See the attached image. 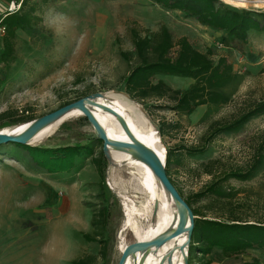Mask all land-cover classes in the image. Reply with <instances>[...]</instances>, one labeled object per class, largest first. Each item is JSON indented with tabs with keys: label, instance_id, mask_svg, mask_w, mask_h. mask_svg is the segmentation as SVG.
I'll use <instances>...</instances> for the list:
<instances>
[{
	"label": "rangeland",
	"instance_id": "obj_1",
	"mask_svg": "<svg viewBox=\"0 0 264 264\" xmlns=\"http://www.w3.org/2000/svg\"><path fill=\"white\" fill-rule=\"evenodd\" d=\"M17 1L0 0V18ZM219 1L239 11L264 12L263 6L253 5L255 1L244 0L246 7ZM32 4L37 5L36 15L41 21L16 33L15 61L9 68L0 62V79L4 81L0 85V114L28 111L37 119L96 93L129 98L122 81L130 66L119 53L132 51V29L143 36L146 30L156 32L165 26L174 41L185 37L198 51L210 50L215 63L220 57L226 58L242 77L231 101L213 109L205 119L204 106L185 117L153 108L162 102L146 106L136 102L156 127L165 152L172 150L169 174L175 186L184 197L198 192L210 181L199 166L210 160L220 159L227 168L249 163L254 145L264 136V116L252 119L236 134L219 135L202 156L189 157L186 151L200 143L213 122L231 121L264 101L263 35L252 33L245 44L231 41L222 32L201 25L182 12L166 11L151 0H49L46 6L33 0L29 6ZM157 80L177 90H185L192 83L177 77H156ZM83 118H68L35 147L92 143L97 156L102 145L93 143L94 131ZM10 120L0 122V131L11 128ZM159 126L164 131L162 137ZM50 169L51 174L36 166L24 149L0 145V264H70L86 256H95L96 264H117L121 244L135 241L124 228V213L117 195L127 192L123 181L128 176L117 169L109 172V164L101 183L84 151L75 159L71 173ZM116 182L120 185L113 188ZM230 183L234 187L257 189L259 184L264 187V175L249 183ZM102 206L109 211L104 261L99 257V244L87 243L82 236L91 233L94 213ZM187 259L200 264L197 256ZM253 259L264 264V250L251 249L234 257L214 250L207 257L211 264H243Z\"/></svg>",
	"mask_w": 264,
	"mask_h": 264
},
{
	"label": "trees",
	"instance_id": "obj_2",
	"mask_svg": "<svg viewBox=\"0 0 264 264\" xmlns=\"http://www.w3.org/2000/svg\"><path fill=\"white\" fill-rule=\"evenodd\" d=\"M32 1H17L21 3L20 9L3 20L6 34L2 40L0 62L7 68L15 61L16 33L30 29L41 21V18L36 15L37 5L29 6ZM48 1L40 0V5L46 6ZM151 1L166 11L184 13L187 17L196 19L199 24L222 32L231 41L245 44L252 33L264 36V12L239 11L219 0ZM146 32L142 36L132 29V51L119 53L121 60L130 66L122 82L124 93L131 100L142 106L150 102H162L161 105H155L153 108L169 110L185 117L204 106L206 112L202 119L207 118L213 109L225 106L231 101L242 82V77L233 70L226 58L220 57L215 63L210 50L205 53L198 51L185 37L174 41L165 26H161L156 32L149 30ZM156 77L190 79L192 83L185 90H177L168 86L163 80L155 81ZM3 82L0 79V85ZM66 105L68 103L61 107ZM262 116H264V101L252 106L231 121L213 122L200 138V143L187 149L188 156L204 155L207 147L216 137L221 134H236L252 119ZM7 119H11L9 127H15L36 118L28 111L21 112L19 115L10 111L0 114V122ZM83 120L87 121L86 118ZM158 131L159 136L162 137L164 131L161 126ZM95 142L102 145L96 137L93 143ZM90 144L54 148L23 146L14 143L9 145L26 150L33 163L49 174L53 173L50 167L71 173L75 159L80 157L81 151H84L90 158L91 165L97 170L102 183L108 161L102 150L95 156ZM172 161V150H168L165 165L167 176L195 217L188 257L197 256L200 264H211L207 257L214 250H219L225 257L239 256L251 249L264 250L263 185L259 184L257 189H253L234 187L230 183V181L249 183L264 175V136H260L254 145L250 161L245 167L227 168L220 159L200 164V172L210 177V181L198 192L188 197L183 196L170 177L169 167ZM209 214L212 217H209ZM108 220V209L104 206L100 207L94 213L90 224L91 233L82 235L85 242L99 244V257L103 261L107 257L108 241L104 239V234ZM96 260L95 256H86L72 260L70 264H96ZM188 264H193L191 259ZM243 264L260 263L257 259H253Z\"/></svg>",
	"mask_w": 264,
	"mask_h": 264
},
{
	"label": "bare ground",
	"instance_id": "obj_3",
	"mask_svg": "<svg viewBox=\"0 0 264 264\" xmlns=\"http://www.w3.org/2000/svg\"><path fill=\"white\" fill-rule=\"evenodd\" d=\"M225 1L235 6L246 7L244 0ZM253 5L256 8L264 7V1H255ZM86 107L111 140L131 142L128 135L121 129L117 117L104 107L112 109L121 116L133 135L161 158L166 153L159 143L156 127L150 122L140 105L124 95L102 94L100 97L94 98L91 104L86 103ZM76 115L83 114L76 108L70 110L57 121L43 127L29 144L37 146L41 141L52 136L68 118ZM24 128L25 126L22 124L1 131L18 133ZM108 151L111 157L109 172L112 173L114 169H117L128 176V180L123 181L127 192L117 193L121 199L124 213L123 225L126 231H129L132 237L138 241L168 237L175 231L178 223L176 206L169 194L163 189L150 168L134 157L130 149L109 148ZM119 185L116 182L113 184V188H117ZM188 243V235L183 233L167 241L160 248L151 247L146 253L132 254L128 257L126 264H184L188 257ZM124 246L126 245L122 243L121 251ZM183 248L184 250H182Z\"/></svg>",
	"mask_w": 264,
	"mask_h": 264
},
{
	"label": "water",
	"instance_id": "obj_4",
	"mask_svg": "<svg viewBox=\"0 0 264 264\" xmlns=\"http://www.w3.org/2000/svg\"><path fill=\"white\" fill-rule=\"evenodd\" d=\"M102 94L96 93L94 95H90L83 99H79L73 103H70L66 106H63L56 111H53L47 115H44L40 118H37L33 121L24 123V129H22L18 133H6L0 131V145H6L10 143L19 144L23 146H31L29 143L35 136L39 133V131L47 126L48 124L57 121L62 116H64L67 112L72 109H79L83 117L87 119L88 123L91 125L95 137L102 142V152L108 161V166L110 164V155L109 148L117 149V150H127L130 149L132 151V155L136 157L138 160L145 163L153 175L158 179L163 189L169 194L172 201L174 202L178 215V223L175 231L171 233L168 237H159L157 239H153L150 241H138L135 240L133 243L124 246V249L120 252V258L117 264H126V261L129 256L136 253H146L151 247L160 248L167 241L174 239L175 237L182 235L183 233H187L188 235V247L190 245L191 233L194 226V215L192 210L187 205L186 201L181 197L178 193L177 189L169 180L165 165H166V153H164L161 158L155 151L150 149L144 143L140 142L131 132V129L125 122V120L119 116L115 111L104 107V109L108 110L109 113L113 114L117 117V121L121 127V129L128 135L131 142H123L119 140H111L104 129L100 126L98 121L93 117L88 108L86 107V103L91 104L94 98L100 97ZM130 99V98H129ZM184 250V248L182 249ZM184 264H188V259H185Z\"/></svg>",
	"mask_w": 264,
	"mask_h": 264
},
{
	"label": "built area",
	"instance_id": "obj_5",
	"mask_svg": "<svg viewBox=\"0 0 264 264\" xmlns=\"http://www.w3.org/2000/svg\"><path fill=\"white\" fill-rule=\"evenodd\" d=\"M21 3H15L13 2L11 6L8 9V12L5 13L1 18H0V50L2 47V40L6 34V27L3 24V20L6 16L11 15L13 13H16L20 9Z\"/></svg>",
	"mask_w": 264,
	"mask_h": 264
}]
</instances>
